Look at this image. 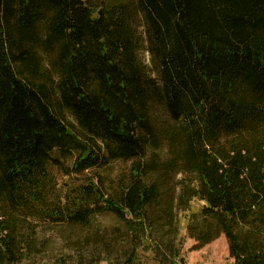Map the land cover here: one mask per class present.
<instances>
[{"label":"trees","instance_id":"trees-1","mask_svg":"<svg viewBox=\"0 0 264 264\" xmlns=\"http://www.w3.org/2000/svg\"><path fill=\"white\" fill-rule=\"evenodd\" d=\"M60 159L131 166L57 195ZM184 212L193 250L264 264V0H0V264L39 223L71 264H179Z\"/></svg>","mask_w":264,"mask_h":264},{"label":"rangeland","instance_id":"rangeland-1","mask_svg":"<svg viewBox=\"0 0 264 264\" xmlns=\"http://www.w3.org/2000/svg\"><path fill=\"white\" fill-rule=\"evenodd\" d=\"M139 58L147 65V68L151 69V61L150 56L145 50H141L139 52ZM161 149L160 152L163 149V146H160ZM61 165L63 166H55V165H48L47 170L49 171V174L51 175V188L49 189L52 191V188L57 193V195H62V193L65 191L67 185L70 186L71 183L75 181H82L84 178L89 177H95L96 179L100 180L101 183V189L105 191L106 193L110 194L114 187L120 183L122 179H124V175L127 173V170L131 166V162L127 161H117L110 163L106 168L104 169H93L91 171H85L79 175L76 174H70L67 175V169L71 166L70 160L66 159H60ZM181 178L180 175L176 177V180H179ZM102 181V182H101ZM195 203V204H194ZM191 208V211L195 210L197 207L200 206V203L194 202ZM23 214V213H20ZM16 214L13 218L15 220L16 224L22 219V215ZM189 212L179 213V237L181 246L179 248V256L177 258V262L179 264H232L233 260L230 258L228 253V247L227 242L223 236H220L218 239L213 241L212 243L198 249L193 250L192 247L194 245V241L189 239L186 236V220L187 216L189 215ZM27 216V215H25ZM29 221H38L40 219L30 218ZM98 221L101 225L107 227L108 225L113 224L112 217L109 216H103L99 217ZM39 223V222H34ZM22 224V222H21ZM48 226L42 225V223H39V226L37 228L29 230V233H38L36 235L37 242L43 240L45 236L46 241V251L38 256H34L31 254L28 256L27 260H23L20 264H56L59 259H64L66 264H71L72 259L67 258L66 254L67 251H64L62 249L63 240L59 235L58 238H56V235H53L51 233H46L49 227V224L46 223ZM20 225V222H19ZM21 226V225H20ZM19 226V227H20ZM28 227L24 226L23 233H28ZM47 229V230H46ZM27 230V231H26ZM62 261V262H63ZM101 264H107L106 262H103Z\"/></svg>","mask_w":264,"mask_h":264}]
</instances>
